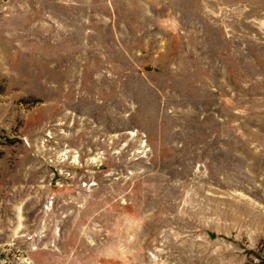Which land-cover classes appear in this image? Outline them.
<instances>
[{
    "label": "rangeland",
    "instance_id": "obj_1",
    "mask_svg": "<svg viewBox=\"0 0 264 264\" xmlns=\"http://www.w3.org/2000/svg\"><path fill=\"white\" fill-rule=\"evenodd\" d=\"M0 264H264V0H0Z\"/></svg>",
    "mask_w": 264,
    "mask_h": 264
}]
</instances>
